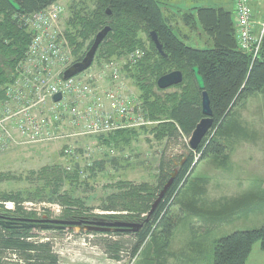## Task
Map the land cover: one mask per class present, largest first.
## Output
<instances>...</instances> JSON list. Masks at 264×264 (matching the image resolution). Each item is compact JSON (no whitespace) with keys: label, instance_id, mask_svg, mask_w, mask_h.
Wrapping results in <instances>:
<instances>
[{"label":"trees","instance_id":"1","mask_svg":"<svg viewBox=\"0 0 264 264\" xmlns=\"http://www.w3.org/2000/svg\"><path fill=\"white\" fill-rule=\"evenodd\" d=\"M13 1L20 6V13L15 12L7 0H0V91L2 85L9 82L14 66L24 57L31 42L30 35L22 27L19 17L40 12L58 2ZM83 1L91 4V10L87 7L76 9V5H70V15L64 21L65 35L73 53L72 64L82 60L95 35L104 27H109L110 31L99 46L96 59L109 62L135 50H142L143 59L134 67L126 69L125 74L140 93L139 99L145 117L156 123L150 129L155 140L160 142L164 139L190 137L202 119L201 92L194 81L193 67L199 69L204 81L212 112V127L197 149L189 151V157L174 169L177 170V176L173 185L141 231L134 234L136 240L130 250V257L134 259L147 239L154 237L158 260L155 264H167L162 258L164 249L168 247L170 237L177 226V221L172 219L169 209L174 198L184 187L190 174L189 170L192 171L196 167V162L194 164L192 159L193 153L198 156V162L209 158L226 160L229 147L224 138H229L231 133L238 138L243 136L238 126L229 125L230 117L235 109L264 91V42L254 59L253 54L242 51L235 37L233 12L222 8H196L183 14L182 21L190 32L201 31L207 37L206 43L204 42L206 49H196L186 44L187 40L184 39H187V36L181 37L175 33L170 23L171 18L168 20L163 14V11L170 9L169 6H173L172 2L175 0ZM252 9L254 10V5ZM150 32L157 35L166 58L155 50L149 37ZM141 35H144L145 39ZM173 71L181 72L182 83L172 87L175 89L173 92L159 90L156 87L157 80ZM141 130L119 131L94 139L102 146L116 149L122 141L129 143ZM82 139L86 138H75L72 141ZM75 154V151L74 155L64 153L70 157ZM165 162L159 165L156 186L148 182L135 184L119 181L113 186L117 193L109 195L101 209L108 213L124 214L122 217L116 216V219L142 222L174 172L173 170L169 173V163ZM79 173L77 165L70 171L60 165H49L41 167L38 171H31L28 180L42 181L43 193H46L50 200H56L64 206L65 215L62 217H65L63 220H68L87 217L80 215L83 204L79 200L72 198L68 193L59 194L65 180L76 178ZM10 180L14 178L0 173V182ZM178 186L180 189L176 192ZM0 199L17 205L23 201L20 193L2 195ZM30 232L27 229L0 228V264H59L51 243L32 240ZM157 237L163 239V244L158 243ZM257 242H260L261 249L264 250V225L260 229L238 231L219 239L213 250V264H245L253 244ZM101 246L108 259L116 262L122 260V253L125 251H122L119 241L102 239Z\"/></svg>","mask_w":264,"mask_h":264},{"label":"rangeland","instance_id":"2","mask_svg":"<svg viewBox=\"0 0 264 264\" xmlns=\"http://www.w3.org/2000/svg\"><path fill=\"white\" fill-rule=\"evenodd\" d=\"M213 2L175 0L173 6H169L170 9L163 11V14L165 18H171V26L177 35L188 37L184 39L188 46L206 49L207 37L201 31L190 32L182 16L196 8L217 7ZM57 5L64 10L63 21L70 15V5H76V9L87 7L91 10V4L83 0H58ZM141 37L145 39L144 35ZM107 62L94 58L86 74L98 73L106 67ZM129 84L139 95L130 80ZM165 91L169 93L175 89ZM229 125L238 126L243 136L238 138L231 133L229 138H224L229 147L226 160L209 158L198 162V156L193 153L196 167L189 170L184 187L169 209L177 226L168 247L164 249L162 258L167 264H213V250L219 239L238 231L260 229L264 225V91L235 109ZM152 126H144L129 143L122 141L116 149L102 146L94 138H86L33 144L0 153V173L14 178L0 182V198L13 193H20L23 198L19 205L0 199V210L18 214L19 217L65 218L62 217L65 215L64 206L50 200L42 191L43 182L29 181L28 175L43 166L60 165L70 171L77 165L80 170L78 177L65 180L59 194L68 193L79 200L83 204L80 210L82 216L122 217L124 214L108 213L101 209L106 198L117 193L113 188L115 183L148 182L156 186L161 162L167 161L168 171L172 173L190 155L187 137L159 142L150 133ZM66 150L75 151V156L64 155ZM178 189L180 186L176 192ZM7 206L11 209L8 210ZM30 235L32 240L50 242L59 264H155L158 261L154 237H149L139 254L131 259L130 250L136 240L131 233H89L78 229L59 233L36 229ZM102 239L120 242L122 251H125L120 262L107 258L101 246ZM157 241L163 244L162 238L157 237ZM245 264H264V250L260 242L253 244Z\"/></svg>","mask_w":264,"mask_h":264},{"label":"built area","instance_id":"3","mask_svg":"<svg viewBox=\"0 0 264 264\" xmlns=\"http://www.w3.org/2000/svg\"><path fill=\"white\" fill-rule=\"evenodd\" d=\"M257 1L233 0L232 10L238 46L253 59L264 42V20L256 21L252 9ZM57 3L19 17L31 42L0 91V153L155 124L145 117L139 95L125 74L144 57L142 50L107 62L96 74L85 71L63 78L73 53L65 35L64 10ZM57 94L61 98L55 102ZM64 153L74 155L71 150Z\"/></svg>","mask_w":264,"mask_h":264},{"label":"water","instance_id":"4","mask_svg":"<svg viewBox=\"0 0 264 264\" xmlns=\"http://www.w3.org/2000/svg\"><path fill=\"white\" fill-rule=\"evenodd\" d=\"M10 7L15 11L20 13L22 10L20 6L15 3L13 0H7ZM109 14V12H108ZM110 31L109 27H104L101 31H99L92 42L91 47L85 53L84 57L81 61L72 64L63 74L64 79H69L76 75H79L86 70H88L95 58L97 50L100 44L103 42L105 37L107 36L108 32ZM149 37L154 45L155 50L159 53L162 57L166 58L162 46L158 40L157 35L154 32L149 33ZM192 73L194 77V81L196 83L197 89L201 92V114L202 119L197 123L194 130L192 131L188 147L191 151H195L203 138L207 135L209 130L212 127L213 119H212V112L210 109V102L208 95L205 91V85L202 76L199 73V69L197 67L192 68ZM182 83V74L179 71H173L168 73L157 80L156 87L161 90L165 91L170 89L174 86H177ZM60 95L57 94L53 97L55 102L60 100ZM195 164V163H194ZM177 176V170H174L173 174L170 176L169 180L166 182L162 190L160 191L158 197L154 201L151 206V209L147 216L143 218L142 222H129L126 220L116 219V221H106L105 219H94L88 220L84 217L79 218H72L68 220H55V219H34V220H21L30 223V225H22L23 228H33V229H42V230H49L55 228L56 230H62L65 227H68L69 230L71 227H76L75 229H80L81 225H84V230L89 233H131L137 234L141 231L144 224L148 222L150 216L154 213L157 206L162 202L163 198L165 197L167 191L173 185L175 177ZM14 226L10 222H3L0 221V227L3 229L13 228Z\"/></svg>","mask_w":264,"mask_h":264},{"label":"flooded vegetation","instance_id":"5","mask_svg":"<svg viewBox=\"0 0 264 264\" xmlns=\"http://www.w3.org/2000/svg\"><path fill=\"white\" fill-rule=\"evenodd\" d=\"M76 218H79V217H76ZM84 218H87L88 220H94V219H105L106 221H116V216H106V217H84ZM34 219H50V218H47L45 216L41 217V218H28V217H19L18 214H9L8 212H0V221H3V222H10L12 223L14 226H12L13 228H8V229H5V230H18V229H27V228H23L22 225H30V223L26 222V221H21V220H34ZM55 220H63V218H59V219H55ZM122 220V219H120ZM2 228V227H0ZM76 227H71L70 230H74ZM3 229V228H2ZM27 230H36V229H33V228H29ZM51 231H56V232H64L66 230H69L68 227H65L64 229L62 230H56L55 228H52V229H49ZM80 231H85L84 230V225H81L80 226V229H78ZM118 234H123V233H118Z\"/></svg>","mask_w":264,"mask_h":264},{"label":"crops","instance_id":"6","mask_svg":"<svg viewBox=\"0 0 264 264\" xmlns=\"http://www.w3.org/2000/svg\"><path fill=\"white\" fill-rule=\"evenodd\" d=\"M187 1V0H185ZM194 1V0H191ZM215 9L222 8L226 11H232L233 10V1L232 0H214ZM254 11L256 13V21L259 23L264 20V0H259L258 3L256 2L254 4Z\"/></svg>","mask_w":264,"mask_h":264},{"label":"clouds","instance_id":"7","mask_svg":"<svg viewBox=\"0 0 264 264\" xmlns=\"http://www.w3.org/2000/svg\"><path fill=\"white\" fill-rule=\"evenodd\" d=\"M71 65H72V64H71ZM71 65H70V66H71ZM70 66H69V67H70ZM69 67H68V68H69ZM68 68H67V69H68ZM86 71H87V70H86Z\"/></svg>","mask_w":264,"mask_h":264},{"label":"bare ground","instance_id":"8","mask_svg":"<svg viewBox=\"0 0 264 264\" xmlns=\"http://www.w3.org/2000/svg\"><path fill=\"white\" fill-rule=\"evenodd\" d=\"M78 212V211H77Z\"/></svg>","mask_w":264,"mask_h":264}]
</instances>
